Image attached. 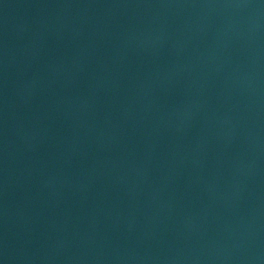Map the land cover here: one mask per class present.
<instances>
[{
	"label": "water",
	"instance_id": "95a60500",
	"mask_svg": "<svg viewBox=\"0 0 264 264\" xmlns=\"http://www.w3.org/2000/svg\"><path fill=\"white\" fill-rule=\"evenodd\" d=\"M0 264H264V0H0Z\"/></svg>",
	"mask_w": 264,
	"mask_h": 264
}]
</instances>
